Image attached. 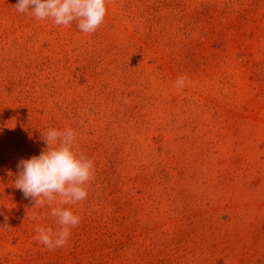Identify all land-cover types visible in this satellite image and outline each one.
Returning <instances> with one entry per match:
<instances>
[{"label": "rangeland", "instance_id": "374dc122", "mask_svg": "<svg viewBox=\"0 0 264 264\" xmlns=\"http://www.w3.org/2000/svg\"><path fill=\"white\" fill-rule=\"evenodd\" d=\"M17 2L0 0V264H264V0H108L91 34ZM51 128L94 178L50 251L51 207L14 184Z\"/></svg>", "mask_w": 264, "mask_h": 264}, {"label": "clouds", "instance_id": "9594fccd", "mask_svg": "<svg viewBox=\"0 0 264 264\" xmlns=\"http://www.w3.org/2000/svg\"><path fill=\"white\" fill-rule=\"evenodd\" d=\"M108 0H18L16 10L29 13L38 20L51 19L57 26L68 27L77 22V28L86 34L95 33L107 15ZM186 77H179L177 87H183ZM47 149L40 155L21 161L14 186L23 195L31 197L34 206L51 207V216L59 228L37 225L35 240L48 250L66 245L71 230L80 223V216L71 208L88 198L87 185L94 178V163L76 150L77 133L71 129H48L43 136ZM55 205V206H53ZM32 219H38L33 213Z\"/></svg>", "mask_w": 264, "mask_h": 264}]
</instances>
